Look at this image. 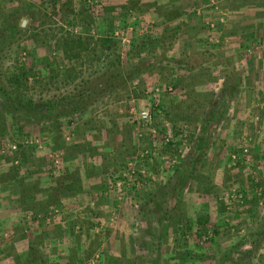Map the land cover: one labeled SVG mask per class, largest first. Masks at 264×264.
I'll list each match as a JSON object with an SVG mask.
<instances>
[{
	"label": "rangeland",
	"instance_id": "374dc122",
	"mask_svg": "<svg viewBox=\"0 0 264 264\" xmlns=\"http://www.w3.org/2000/svg\"><path fill=\"white\" fill-rule=\"evenodd\" d=\"M0 86V264H264V0H0Z\"/></svg>",
	"mask_w": 264,
	"mask_h": 264
},
{
	"label": "trees",
	"instance_id": "16d2710c",
	"mask_svg": "<svg viewBox=\"0 0 264 264\" xmlns=\"http://www.w3.org/2000/svg\"><path fill=\"white\" fill-rule=\"evenodd\" d=\"M114 44V41L112 38L110 37H102L100 39V52L101 54H103L105 52V49H112ZM75 48V46L71 47V49ZM67 52V49H66ZM112 52H114L115 56L114 59L110 62V63H116L115 66L113 67V70L110 71V74L108 75L106 81H104L103 83L105 85L108 86H112V88H114L116 86V84L118 85L121 81L125 80V76H124V72L122 67L120 66L121 63V58L119 53L116 52V50H113ZM28 70V68L26 67H22L21 70L16 73L12 78L13 81H15L17 84H19L20 79L25 77V72ZM118 87V86H117ZM1 90L6 91L2 86H0ZM11 95L13 97H16V90L11 91Z\"/></svg>",
	"mask_w": 264,
	"mask_h": 264
},
{
	"label": "built area",
	"instance_id": "2783aa9c",
	"mask_svg": "<svg viewBox=\"0 0 264 264\" xmlns=\"http://www.w3.org/2000/svg\"><path fill=\"white\" fill-rule=\"evenodd\" d=\"M150 113L148 110H143L140 112V118L143 119L144 121L150 120ZM15 145L11 146V149H15ZM5 154V149L0 148V156Z\"/></svg>",
	"mask_w": 264,
	"mask_h": 264
},
{
	"label": "water",
	"instance_id": "95a60500",
	"mask_svg": "<svg viewBox=\"0 0 264 264\" xmlns=\"http://www.w3.org/2000/svg\"><path fill=\"white\" fill-rule=\"evenodd\" d=\"M25 23H26V21H25V20H23V21H22V23H21V26H24V25H25Z\"/></svg>",
	"mask_w": 264,
	"mask_h": 264
}]
</instances>
